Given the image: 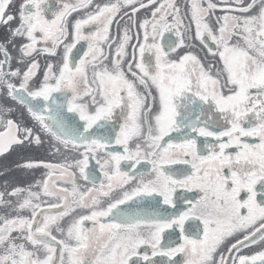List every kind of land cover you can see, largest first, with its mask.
<instances>
[{
  "label": "snow or ice",
  "instance_id": "snow-or-ice-1",
  "mask_svg": "<svg viewBox=\"0 0 264 264\" xmlns=\"http://www.w3.org/2000/svg\"><path fill=\"white\" fill-rule=\"evenodd\" d=\"M0 264H264V0H0Z\"/></svg>",
  "mask_w": 264,
  "mask_h": 264
},
{
  "label": "flooded vegetation",
  "instance_id": "flooded-vegetation-1",
  "mask_svg": "<svg viewBox=\"0 0 264 264\" xmlns=\"http://www.w3.org/2000/svg\"><path fill=\"white\" fill-rule=\"evenodd\" d=\"M53 2H54V0H53Z\"/></svg>",
  "mask_w": 264,
  "mask_h": 264
}]
</instances>
